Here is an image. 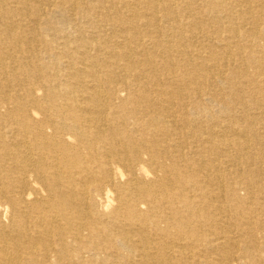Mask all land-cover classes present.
<instances>
[{
	"label": "bare ground",
	"instance_id": "obj_1",
	"mask_svg": "<svg viewBox=\"0 0 264 264\" xmlns=\"http://www.w3.org/2000/svg\"><path fill=\"white\" fill-rule=\"evenodd\" d=\"M0 264H264V0H0Z\"/></svg>",
	"mask_w": 264,
	"mask_h": 264
}]
</instances>
